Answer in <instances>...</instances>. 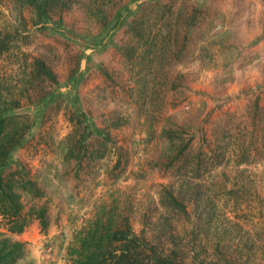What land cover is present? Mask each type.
Masks as SVG:
<instances>
[{
  "label": "rangeland",
  "instance_id": "374dc122",
  "mask_svg": "<svg viewBox=\"0 0 264 264\" xmlns=\"http://www.w3.org/2000/svg\"><path fill=\"white\" fill-rule=\"evenodd\" d=\"M29 10L0 0V175L28 220L0 214L14 264H67L97 218L144 256L264 264V0Z\"/></svg>",
  "mask_w": 264,
  "mask_h": 264
},
{
  "label": "trees",
  "instance_id": "16d2710c",
  "mask_svg": "<svg viewBox=\"0 0 264 264\" xmlns=\"http://www.w3.org/2000/svg\"><path fill=\"white\" fill-rule=\"evenodd\" d=\"M21 6L31 7L34 14H46L52 7L59 9L67 7L72 0H15ZM15 9V8H14ZM17 10V8L15 9ZM19 17L23 19L19 12ZM34 62H30L31 69ZM34 68L45 81L54 82L55 73L48 64L40 60ZM30 98V91L23 86ZM42 96H40L41 98ZM0 90V108L6 102ZM17 103L16 99L10 98ZM1 151V150H0ZM8 174L0 175V214L5 224L11 231H20L28 222L25 212L21 209V203L9 184ZM35 216L39 224L45 227L43 209L36 212ZM145 240L131 231L126 221L122 225L111 228V223L104 224L99 218L80 237L76 246L68 250L67 264H181L169 257L146 254L144 256ZM21 252L20 243L8 242L0 238V264H14Z\"/></svg>",
  "mask_w": 264,
  "mask_h": 264
}]
</instances>
